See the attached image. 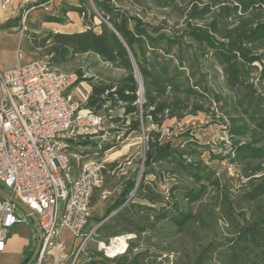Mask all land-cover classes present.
<instances>
[{
  "label": "trees",
  "instance_id": "trees-1",
  "mask_svg": "<svg viewBox=\"0 0 264 264\" xmlns=\"http://www.w3.org/2000/svg\"><path fill=\"white\" fill-rule=\"evenodd\" d=\"M125 1L144 12L159 8L179 14L173 24L166 17L155 24L109 0H94L106 21L81 31L31 34L24 44L31 51L43 49L42 56L48 55L59 71L78 55L93 53L122 73L105 79L84 77L81 69H74L76 82L86 80L91 86L84 108L102 115L104 128L78 133L71 148L90 146L101 157L133 133L145 131L147 136L142 169L123 183L99 223L114 214L97 229L106 243L125 234L135 237L114 257L94 251L90 264H161L163 251H171L161 244L191 222L206 224V212L215 220L224 216L228 233L201 244L184 264H264V0ZM71 11L92 20L96 16L87 2L76 6L64 1L58 14H47L44 20L65 23ZM207 61L221 67L224 87L208 79ZM199 113L222 125L229 146L222 159L248 178L236 196L207 165L206 145L192 132L180 133L179 142L163 134L168 120ZM107 132L112 139H91ZM116 167V160L107 161L104 174ZM211 187L216 201L204 209Z\"/></svg>",
  "mask_w": 264,
  "mask_h": 264
},
{
  "label": "built area",
  "instance_id": "built-area-1",
  "mask_svg": "<svg viewBox=\"0 0 264 264\" xmlns=\"http://www.w3.org/2000/svg\"><path fill=\"white\" fill-rule=\"evenodd\" d=\"M84 1L106 21L94 0ZM54 4L55 0H45L13 8V14H20L25 29L28 15L35 9L58 14ZM0 6L11 8V0H3ZM71 83L72 75L56 69L48 55L0 69V185L36 215L38 233L33 236L31 264H80L81 255L87 254V245L95 237H99L97 249L114 257L125 252L129 240L135 237L125 234L106 243L97 233L100 223L85 232L92 218L93 196L105 182L107 160L91 159L74 176L72 157L77 161L80 157L71 153V141L78 133L103 129L104 117L87 109L83 116L77 115L79 102L67 93ZM141 139L146 143L145 131ZM144 155L145 146L143 159ZM27 222L24 211L0 193V253L6 251L12 228ZM64 229L71 232V249L63 236ZM116 238H123L124 246L111 255L108 248ZM54 255V262H48ZM87 260L90 261L89 256Z\"/></svg>",
  "mask_w": 264,
  "mask_h": 264
},
{
  "label": "rangeland",
  "instance_id": "rangeland-1",
  "mask_svg": "<svg viewBox=\"0 0 264 264\" xmlns=\"http://www.w3.org/2000/svg\"><path fill=\"white\" fill-rule=\"evenodd\" d=\"M115 5L122 9L129 10L133 14H137L145 20L155 24L161 23L165 17L168 19L170 24H173L176 22L174 18H176L179 14V12L168 14V11L159 8H151L144 12L135 6L130 5L125 0H116ZM47 14L48 13L46 11L39 12V15L34 19V24L27 21L24 44L29 35L35 34L41 36L47 32L46 29L36 24L38 21L43 20ZM73 19L76 20L77 18ZM93 20L99 24L103 18L96 14ZM69 21L71 22V20ZM180 21L182 23L183 18L179 19V22ZM33 27H35V29H33ZM32 29L35 30V32L31 31ZM27 47L24 45V50L31 57V59L40 58L44 54L43 49L31 51L27 49ZM75 68L81 69L84 72V77L98 75L99 77L109 79L120 77L122 73L106 64L100 57L93 53L78 55L74 61L61 69V72L72 75V83L70 88L67 90V93L70 92L76 97L80 105L77 115L83 116L85 114L84 99L90 84L86 80L76 82L77 75L74 73ZM215 69L218 70L219 75ZM204 70L206 71L208 79H213L211 80L212 84L217 85L214 82L216 80L217 83L224 87V78L222 76L223 72L218 64L213 66V62L207 61ZM254 73L256 77H260L261 64H259V69L255 70ZM114 113H116V111ZM105 125L109 126V123L106 122ZM148 126L151 128L153 127L151 123H149ZM162 130L165 138H172L175 142H179L181 140L179 136L180 133L187 131L192 132L201 143L206 145V152L203 157L207 165L215 171L216 177H219L226 185L228 184L231 195L236 196L243 191L245 184L248 182V178L241 176L240 170L235 165L231 164L227 159H222L225 153L229 150L228 137L222 125L214 122V118L204 113H199L198 115H188L180 121L176 119L168 120L163 125ZM141 136L142 134L133 133L124 140H120L117 147L109 150L106 155H103V157H106L109 161L110 159L116 160L118 167H116L115 170L111 169L105 173V182L103 187L95 192L92 199V218L90 224L86 227L85 232H88L90 229L99 224V220L105 215L106 209L117 199L123 183L128 179L134 178L136 174L138 175L139 170L142 169L141 161L143 160L145 143L141 139ZM105 139H112L109 132L102 137L94 138V140ZM81 150L84 149L74 145L70 151L72 154H75ZM88 150L92 155L94 150L92 148H89ZM210 150L212 153H216V157L209 152ZM72 159H75V157H72ZM169 183H172V181H169ZM166 187L167 186H163L162 189L166 190ZM215 201V192L211 187L206 195V199L204 200L203 208L205 209L208 207L209 209L210 206L214 205ZM27 218V223H22L15 228H12L10 234L15 240L25 239L28 241L25 256L31 252V249L35 248L33 236L35 233H38V228L35 225L34 219L30 216H27ZM229 228V224L224 216L219 215L215 220L210 218L206 212V224L201 225L198 222H191L186 226V229L183 232L176 233L166 244H161L162 246L171 248L170 252H167L166 250L163 251L161 264H184L183 261H185L188 257H195L196 250L201 244H206L211 239H217L218 241L224 239ZM70 235L71 232L68 234L63 232V236L66 239L68 246L72 248L73 240ZM98 238L99 237H95V240L89 241L86 248L87 254L81 255L80 264H90V261L87 260L88 256L90 257L94 251H99L97 249L96 240ZM103 255L105 256L104 253ZM55 259L56 255L48 258L47 261L54 262ZM12 262L13 255L10 252L4 254L0 253V264H12Z\"/></svg>",
  "mask_w": 264,
  "mask_h": 264
},
{
  "label": "crops",
  "instance_id": "crops-1",
  "mask_svg": "<svg viewBox=\"0 0 264 264\" xmlns=\"http://www.w3.org/2000/svg\"><path fill=\"white\" fill-rule=\"evenodd\" d=\"M2 1L3 0H0V3ZM42 1L45 0H11V4H12L11 8L3 9L0 6V69H10L21 63H25L31 59V57L24 50L25 30L27 29V24H26V28L23 29L21 16L20 14L14 16L13 8H19L25 5H35ZM64 1L69 2L66 0H55V4H54L55 8L59 9L60 4H62V2ZM69 3L76 6H81L83 3H85V1L84 0L80 2L72 1ZM41 11L43 10L35 9L34 11H32L28 15L27 21L32 22L34 24L35 22L34 19L36 18V16L39 15V12ZM73 18H77V19L75 20ZM69 20H71V22ZM36 24L46 29L47 31L53 30V31H62V32H74V31L85 30L89 27V25L97 24V23L94 20H92L88 15L82 16L78 12L71 11L68 13V20L65 23L48 22L43 19L38 21V23ZM33 29H35V27H33ZM33 29L31 31L35 32V30ZM90 91H91V86L89 85V89L87 91V94L85 95V99L89 95ZM110 135L113 137V134ZM96 137L99 136H93L91 137V139H94ZM82 148L84 150H81L80 154L75 153L80 157V160L77 161L75 159H72V164H73L72 172L74 176H78L82 171L83 164L91 159H106L107 161H109V159H107L106 157L104 158L103 156L93 157V156H98V152L96 148L90 146L82 147ZM89 148H92L94 150L92 153L93 156L88 150ZM107 152H105L104 155H106ZM110 161H112V159H110ZM63 232H66L67 234L70 233L68 229H64ZM27 246H28L27 240L25 239L15 240L13 239V236L9 235L6 251L2 252L1 254L10 252L13 255L12 264H21V262L25 258V251ZM67 247L68 249H71V247L68 246V244Z\"/></svg>",
  "mask_w": 264,
  "mask_h": 264
},
{
  "label": "water",
  "instance_id": "water-1",
  "mask_svg": "<svg viewBox=\"0 0 264 264\" xmlns=\"http://www.w3.org/2000/svg\"><path fill=\"white\" fill-rule=\"evenodd\" d=\"M139 80H140V83H141V89H140V93H141V100L143 101L144 100V85H143V82H142V77L141 75H139ZM0 193L10 199L14 204H16L21 210L24 211V213L27 215V216H30V217H33V218H36V215L35 213L33 212V210L31 208H29L25 203H23L21 200H19L18 198H16L14 195H12L11 193H9L8 191H6L1 185H0ZM114 213L110 214L108 217H106L102 222H100L99 226L105 222L110 216H112ZM98 226V227H99ZM97 227V228H98ZM34 256L31 257V259L26 263V264H31L32 260H33Z\"/></svg>",
  "mask_w": 264,
  "mask_h": 264
},
{
  "label": "bare ground",
  "instance_id": "bare-ground-1",
  "mask_svg": "<svg viewBox=\"0 0 264 264\" xmlns=\"http://www.w3.org/2000/svg\"><path fill=\"white\" fill-rule=\"evenodd\" d=\"M118 237H120V236H118ZM106 246H108V245H106ZM123 246H124L123 238H116L113 240V243L108 248V253L111 255H114V254H116V252H119Z\"/></svg>",
  "mask_w": 264,
  "mask_h": 264
}]
</instances>
